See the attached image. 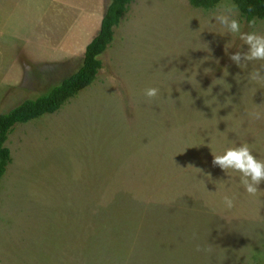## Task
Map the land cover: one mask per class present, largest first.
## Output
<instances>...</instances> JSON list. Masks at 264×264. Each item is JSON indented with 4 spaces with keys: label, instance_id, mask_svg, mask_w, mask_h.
I'll return each instance as SVG.
<instances>
[{
    "label": "rangeland",
    "instance_id": "obj_1",
    "mask_svg": "<svg viewBox=\"0 0 264 264\" xmlns=\"http://www.w3.org/2000/svg\"><path fill=\"white\" fill-rule=\"evenodd\" d=\"M108 4L0 0V115L79 69ZM217 6L134 0L95 81L13 128L0 264H264V183L250 196L212 164L243 143L264 160V119L249 116L264 111V84L247 79L264 61L229 59L247 47ZM237 19L264 34V21Z\"/></svg>",
    "mask_w": 264,
    "mask_h": 264
},
{
    "label": "trees",
    "instance_id": "obj_2",
    "mask_svg": "<svg viewBox=\"0 0 264 264\" xmlns=\"http://www.w3.org/2000/svg\"><path fill=\"white\" fill-rule=\"evenodd\" d=\"M134 0H109L99 30L86 45L82 64L79 69L63 79L59 85L53 87L49 93L35 100H25L6 114L0 115V179L4 176L6 168L11 162L10 153L5 143L13 128L18 124H25L44 115L57 112L69 99L88 88L96 79L101 69L102 55L113 41L114 29L119 25L127 7ZM221 0H187L188 4L196 9L211 10ZM239 6L241 17L247 22L255 16L264 21V0H231ZM253 8L248 12V6Z\"/></svg>",
    "mask_w": 264,
    "mask_h": 264
},
{
    "label": "clouds",
    "instance_id": "obj_3",
    "mask_svg": "<svg viewBox=\"0 0 264 264\" xmlns=\"http://www.w3.org/2000/svg\"><path fill=\"white\" fill-rule=\"evenodd\" d=\"M248 12H252L251 5L248 6ZM240 15L239 6L232 3L231 0H225L224 3L217 6V13L214 17L223 28L233 35H237L247 51H236L229 59L239 68H247L253 61H264V34L256 31L244 32L241 30V23L237 17ZM249 28H255L258 19L253 16L247 21ZM247 79L257 84H264V65L251 71ZM144 95L155 99L160 95L158 88L152 87L145 90ZM254 120L264 119V111L260 110V105H254V109L249 113ZM212 164L219 167L222 171L231 170L240 174V183L244 190L250 196H256L261 192L259 186L264 183V160L258 159L248 143L240 144L226 149L223 154L213 156ZM223 203L226 208L234 207V198L225 196Z\"/></svg>",
    "mask_w": 264,
    "mask_h": 264
}]
</instances>
